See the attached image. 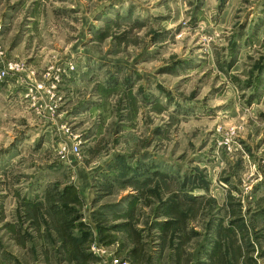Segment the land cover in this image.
<instances>
[{"label": "rangeland", "instance_id": "rangeland-1", "mask_svg": "<svg viewBox=\"0 0 264 264\" xmlns=\"http://www.w3.org/2000/svg\"><path fill=\"white\" fill-rule=\"evenodd\" d=\"M0 50V264L153 263L185 230L264 264V0H0ZM34 56L45 117L84 111L68 142L4 108Z\"/></svg>", "mask_w": 264, "mask_h": 264}, {"label": "crops", "instance_id": "crops-1", "mask_svg": "<svg viewBox=\"0 0 264 264\" xmlns=\"http://www.w3.org/2000/svg\"><path fill=\"white\" fill-rule=\"evenodd\" d=\"M26 59H27L26 70H24V72L19 74H14V73L11 74L13 76L9 79H6V84H4V87H2L6 91L9 90L8 92L10 93V96L11 94H13V96L9 99L8 103H5L6 105L4 106V108L8 110V112H12L13 110H20L19 111L20 119H22L23 116L26 117L27 119L28 118L30 119L31 115L33 117H36V119L34 120L35 122L37 120L40 121V123L38 124L41 127H43L42 133L45 134L46 137H49L51 139L52 136L58 135L59 138H62L61 140L68 142L70 139L69 137L70 134L66 132V129L70 130L72 133H75L71 129L72 128L71 122L75 119V117L72 116H77L79 114L83 115L84 111L83 112L81 111V113L77 115L70 114L73 103L69 104L67 100H66L67 102H65L64 100L58 105L56 115H52L50 118L45 117L50 113L47 107L48 100L46 101L44 99L45 94L43 93L45 92L36 91L32 93L31 91L28 92L27 89L30 88L31 86L30 82L34 83L33 85H35L41 74L40 68L45 63L47 64L49 62V59L46 56H34L33 58H26ZM68 61L69 59L61 60L60 58H56L52 61L54 62L55 65L50 68L51 71H49L48 73L50 74V76L52 73V77L56 82L58 81V77L61 78L62 75L65 76V75H70L72 73V70H69L68 68L69 67L68 66L69 64L67 63ZM0 65L4 66L5 60L0 59ZM1 82L3 83L4 81L2 80ZM0 91H2L1 87H0ZM59 91L56 92L59 93ZM68 93L70 92L63 93L62 95L65 96V94ZM62 95H58V96L62 98ZM14 114L15 113H13V115ZM42 117L46 118L45 121L42 120ZM78 135H80V133ZM65 159L67 158L64 157V161L65 164H67L68 166H72L74 169L80 168L77 174L81 177L84 184L87 183L85 179V176H87L88 174V172H86L87 167L83 165L81 167H77V165L73 163L72 159L71 160H65ZM181 203L183 204V207H186L187 204H185V202L179 201L178 205L181 206L182 205ZM196 205L200 207V203H197ZM183 212H187V211L183 209ZM185 215L186 214L181 215L180 217L181 218L183 217L186 220L188 216ZM183 235H184L183 238L180 241H178L177 239L176 241L178 243L172 246L171 244L173 242L172 241L170 242L167 236L166 237L167 242L165 241V244L163 246L164 247L163 251L156 258L154 257L155 259L153 258L154 259L153 263L148 262L149 260L147 256L148 254L146 253L144 254L142 248L141 250L133 247L129 248L130 250H127L128 252H126L128 255H130L129 256L130 258H127L129 264H149V263L165 264L164 263L165 260H167L169 264H183V261L189 264H195V263L196 264H249L246 262L247 256H245L244 258V253H243L244 249L240 247L239 242H238L239 249L234 252L233 249L236 247V240L233 235L230 236L226 235V240L224 242V245L223 244L221 245L219 243L218 246L217 245L215 246V244L213 245V243L216 242L212 239L213 237L210 236L209 240L207 241L205 240V242L201 241L197 246L195 244V247L194 245L193 247H190L189 240H191V238L190 236H188L187 230L183 231ZM166 245L170 246L169 250H167L168 248L165 247ZM231 250H233V252H231ZM151 253L153 255L155 252H151ZM99 264H101V262H99Z\"/></svg>", "mask_w": 264, "mask_h": 264}, {"label": "built area", "instance_id": "built-area-1", "mask_svg": "<svg viewBox=\"0 0 264 264\" xmlns=\"http://www.w3.org/2000/svg\"><path fill=\"white\" fill-rule=\"evenodd\" d=\"M2 51L0 50V59L2 57ZM70 68H74L72 65ZM21 68V64L18 62H7L5 66L0 69V79L4 78L10 71H18ZM57 106L52 105L51 110H55ZM75 151L78 152V147H74ZM101 264H129L127 259L121 258L114 253L113 250L103 249Z\"/></svg>", "mask_w": 264, "mask_h": 264}]
</instances>
